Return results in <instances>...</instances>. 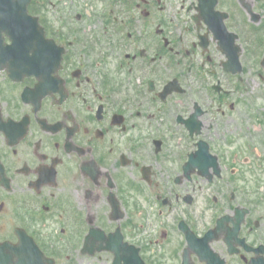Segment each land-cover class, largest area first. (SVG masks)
Returning a JSON list of instances; mask_svg holds the SVG:
<instances>
[{
  "label": "flooded vegetation",
  "instance_id": "flooded-vegetation-1",
  "mask_svg": "<svg viewBox=\"0 0 264 264\" xmlns=\"http://www.w3.org/2000/svg\"><path fill=\"white\" fill-rule=\"evenodd\" d=\"M60 1L66 99L24 104L39 76L0 73L15 227L61 264H264V0Z\"/></svg>",
  "mask_w": 264,
  "mask_h": 264
}]
</instances>
